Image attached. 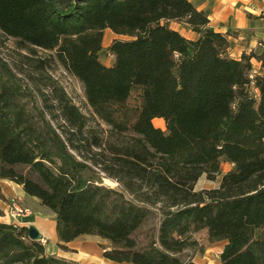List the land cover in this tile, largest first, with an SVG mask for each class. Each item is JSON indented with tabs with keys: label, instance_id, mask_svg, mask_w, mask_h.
I'll return each instance as SVG.
<instances>
[{
	"label": "trees",
	"instance_id": "obj_1",
	"mask_svg": "<svg viewBox=\"0 0 264 264\" xmlns=\"http://www.w3.org/2000/svg\"><path fill=\"white\" fill-rule=\"evenodd\" d=\"M209 21L191 0H0V29L21 47L54 50L110 126L105 142L97 134L90 142L85 114L52 81L68 126L59 130L51 105L23 100L20 76L0 57V179L53 210L60 247L99 235L109 260L48 254L29 226L0 219V264H192L190 250L205 247L200 230L207 242L226 240L221 264H264V70L250 76L252 57L264 67V49L232 56ZM106 28L129 36L106 46L110 65L101 59ZM135 89L139 106L129 104ZM223 161L233 166L222 172ZM204 173L221 174L218 186L196 190Z\"/></svg>",
	"mask_w": 264,
	"mask_h": 264
},
{
	"label": "rangeland",
	"instance_id": "obj_2",
	"mask_svg": "<svg viewBox=\"0 0 264 264\" xmlns=\"http://www.w3.org/2000/svg\"><path fill=\"white\" fill-rule=\"evenodd\" d=\"M170 22L172 23V25H177L175 20H171ZM110 31L111 30H109V34L104 33V48L101 51V59L108 62L111 60V54L106 50V46H108L107 44L110 43L113 38H115V36L120 38L129 37L128 35L116 34L115 32ZM0 57L6 60L11 66L12 70L15 71L18 76H20V82L24 87L22 89L23 100H26L29 105H33L34 102H37L40 105H44L46 103L51 105L50 109L47 110V115L52 119L53 123L57 125L59 130H61V127L66 128L68 126L62 118L59 105L57 103V100L54 98L56 89L53 85H51L52 81L58 87H62L71 98V100L76 103L81 111L85 114L87 122L83 135L87 137V139H89L91 142V140H93V135L97 134L98 136H100L103 142H105V136L108 133L110 126L106 124L105 121L94 115L91 107L87 103L82 82L75 76V74H72L61 61L57 59L54 50H48L33 45L21 47L19 46L16 38L10 35H6V33H4L0 29ZM258 71L260 70L258 69ZM254 91L256 92V89L252 87V92L254 93ZM140 103V91L139 89H135L132 92L131 98L129 99V104L132 106H139ZM153 121L156 126H160L161 128L166 129L164 118L157 117L154 118ZM63 122H65V125H59ZM79 139H76V142H80ZM84 148L85 147L82 146L80 147V149L86 154V156L92 157V159L98 158L101 160V164L105 165V155L97 154L94 151H87ZM93 148L94 150H103L105 152L104 148L102 149L101 147L98 148L95 146H93ZM101 164H98L95 167L96 170L99 171L102 181L107 185L116 186L117 182L105 174V170L101 169ZM221 166L222 172H225L230 169V167H232V164L228 161H223ZM218 176L219 177L215 179H210L204 173L197 180L195 189L200 190L217 186L219 184L221 174ZM13 194V197L10 195L9 197H4L2 199V201L5 202L4 211L6 210L8 204L13 202V200L21 204L23 207L29 208L33 213L35 209L37 210L38 204L35 206H31L30 204L26 203L19 197V195L17 194V190H14ZM39 211L41 212V210H37L35 214L39 215ZM24 216L25 215H20V217L25 219L26 217ZM0 219L8 220V218L4 217V214L0 216ZM25 224H27V226H35L33 222H26ZM205 235V230H200L194 234V236L199 239V242L204 243L205 248L208 245L213 246L211 260L215 261L218 258L216 252L222 244V241L207 242ZM45 241H47V239ZM77 241L79 243H70L71 245L76 247L69 245H67V249L60 246L59 247L60 249L68 250L69 255L75 256L76 254H83L86 257V260L88 258V260L96 261L98 259L105 258V256L103 255V248L108 243V241L104 240L99 235H84L81 236ZM190 251L193 254L192 260L193 257L195 258V256H197L198 260H200V258L204 256V253H201L198 248L192 249ZM105 260L107 259L105 258ZM202 260L203 259H201V261Z\"/></svg>",
	"mask_w": 264,
	"mask_h": 264
},
{
	"label": "crops",
	"instance_id": "obj_3",
	"mask_svg": "<svg viewBox=\"0 0 264 264\" xmlns=\"http://www.w3.org/2000/svg\"><path fill=\"white\" fill-rule=\"evenodd\" d=\"M198 9L204 10L210 19L209 24L217 31H221L227 34L229 46L228 51L234 57H240L242 53H250L256 52L261 53L264 49L261 45L258 44L259 41H264V0H191ZM177 25H171L175 27V29L180 30L183 34L188 37H195L196 33L193 29L185 22L181 20H175ZM110 28L105 29V33L109 34ZM113 31V30H111ZM110 31V32H111ZM115 32V31H114ZM113 33V32H112ZM117 37V36H115ZM104 43V42H103ZM108 43L107 45H109ZM111 54V60L104 61V63L110 65L114 61V55ZM253 66L261 71L264 70L262 65V61L257 57H252ZM258 91V88H256ZM157 118V117H155ZM232 164V163H231ZM233 166V164H232ZM229 170V169H228ZM1 192L5 197H9L10 195L13 197L14 190H17V194L19 197L30 204L31 206L37 205V210L39 211V215H36L31 211L30 214L25 215L24 217L30 218L23 219L19 217L21 224H25L26 222H33L37 229H39V237L44 241L45 249L48 254H55L61 257H65L67 259H75L79 260L83 263H98L109 261L104 259H98L96 261L86 260V257L83 254H76L75 256L69 255L68 250L60 249L59 247V237L56 231V221H55V213L53 210L44 205L41 200L33 195H29L25 192L22 185L10 180L8 178H1ZM218 186V185H217ZM216 187V186H213ZM2 197H0V206L5 209V202L2 201ZM27 225V224H25ZM84 235L90 234H82L76 237L73 240L65 242L66 245L73 246L70 243L78 242L77 240ZM101 237V236H100ZM47 239V241H45ZM86 239V238H85ZM104 239V238H103ZM106 240V239H104ZM42 241V242H43ZM222 241L219 249L217 250V260H211V256L213 253V246L208 245L203 250H200L201 253H204V256L197 259L193 257L192 264H221L219 259V254L222 251V248L226 242V240ZM79 243V242H78ZM76 247V246H73ZM84 250V249H83ZM104 250V249H103ZM215 251V250H214ZM71 253V252H70ZM214 256V255H213ZM201 259H203L201 261ZM112 262V261H110ZM118 264H133V263H118Z\"/></svg>",
	"mask_w": 264,
	"mask_h": 264
},
{
	"label": "built area",
	"instance_id": "obj_4",
	"mask_svg": "<svg viewBox=\"0 0 264 264\" xmlns=\"http://www.w3.org/2000/svg\"><path fill=\"white\" fill-rule=\"evenodd\" d=\"M258 44L264 46V41H259ZM257 71L258 69L254 67L251 70L250 76L253 78V76L257 73ZM30 213L31 211L29 208L23 207L21 204L13 200V202L8 204L4 213V217L8 218V221H15L21 223L19 220L20 215L23 216V215H28Z\"/></svg>",
	"mask_w": 264,
	"mask_h": 264
},
{
	"label": "water",
	"instance_id": "obj_5",
	"mask_svg": "<svg viewBox=\"0 0 264 264\" xmlns=\"http://www.w3.org/2000/svg\"><path fill=\"white\" fill-rule=\"evenodd\" d=\"M29 234H30V237L37 238L39 237V229H37V227H35L34 225H30Z\"/></svg>",
	"mask_w": 264,
	"mask_h": 264
},
{
	"label": "bare ground",
	"instance_id": "obj_6",
	"mask_svg": "<svg viewBox=\"0 0 264 264\" xmlns=\"http://www.w3.org/2000/svg\"><path fill=\"white\" fill-rule=\"evenodd\" d=\"M161 119V118H160Z\"/></svg>",
	"mask_w": 264,
	"mask_h": 264
}]
</instances>
